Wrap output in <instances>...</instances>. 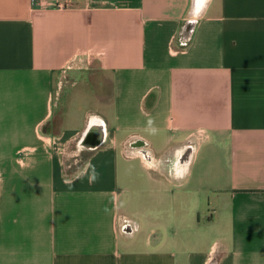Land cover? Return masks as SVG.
<instances>
[{
    "label": "crops",
    "instance_id": "crops-1",
    "mask_svg": "<svg viewBox=\"0 0 264 264\" xmlns=\"http://www.w3.org/2000/svg\"><path fill=\"white\" fill-rule=\"evenodd\" d=\"M0 264H264V0H0Z\"/></svg>",
    "mask_w": 264,
    "mask_h": 264
},
{
    "label": "bare ground",
    "instance_id": "bare-ground-1",
    "mask_svg": "<svg viewBox=\"0 0 264 264\" xmlns=\"http://www.w3.org/2000/svg\"><path fill=\"white\" fill-rule=\"evenodd\" d=\"M199 1H200V3L202 4V3H205L206 0H199Z\"/></svg>",
    "mask_w": 264,
    "mask_h": 264
}]
</instances>
